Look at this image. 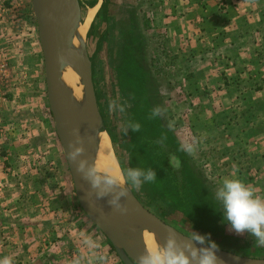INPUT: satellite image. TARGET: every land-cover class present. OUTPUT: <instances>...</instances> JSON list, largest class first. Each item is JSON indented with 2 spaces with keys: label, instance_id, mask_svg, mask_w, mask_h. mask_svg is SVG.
I'll list each match as a JSON object with an SVG mask.
<instances>
[{
  "label": "rangeland",
  "instance_id": "obj_1",
  "mask_svg": "<svg viewBox=\"0 0 264 264\" xmlns=\"http://www.w3.org/2000/svg\"><path fill=\"white\" fill-rule=\"evenodd\" d=\"M78 1L114 161L120 172L151 167L156 173L154 182L129 186L130 193L186 236L196 232L206 237L205 244L210 240L239 256L264 258V246L254 237L237 234L222 221L215 191L234 172L218 166L203 138L206 131L192 130L183 116L192 111L191 95L178 70L192 69L171 49L165 23L180 8L178 0ZM182 2L188 8L195 0ZM110 101L125 110L109 111ZM154 107L164 110L160 117L151 118ZM129 121L138 122L140 131L125 132ZM185 139L197 141L194 154L179 151ZM169 155L179 158L178 169ZM85 236L99 243L106 264H124L77 202L47 103L31 0H0V257H11L14 264H72L89 255Z\"/></svg>",
  "mask_w": 264,
  "mask_h": 264
},
{
  "label": "crops",
  "instance_id": "obj_2",
  "mask_svg": "<svg viewBox=\"0 0 264 264\" xmlns=\"http://www.w3.org/2000/svg\"><path fill=\"white\" fill-rule=\"evenodd\" d=\"M178 3L165 23L171 49L192 69L178 70L191 95L183 116L206 131L218 166L264 197V0Z\"/></svg>",
  "mask_w": 264,
  "mask_h": 264
},
{
  "label": "water",
  "instance_id": "obj_3",
  "mask_svg": "<svg viewBox=\"0 0 264 264\" xmlns=\"http://www.w3.org/2000/svg\"><path fill=\"white\" fill-rule=\"evenodd\" d=\"M58 1L31 0L43 57L46 98L55 133L67 163L79 207L107 238L122 262L136 264L137 257L146 249L139 235L142 230L152 232L162 242L169 232H173L178 240L187 239V236L149 211L129 189L128 196L123 198L128 208L126 213L113 210L107 203L108 197L97 200L87 182L76 171V163L66 158V153L71 151L69 141L74 140V135L78 133L83 139V155L95 164L98 144L90 120L95 119L101 130L104 127L98 111L92 67L84 39L81 43V56L76 58L71 51L73 33L80 23L79 1L63 0V6L66 7L64 14L61 13ZM68 66L76 70L83 90L84 103L79 109L74 106L69 93L61 84L60 74ZM197 247L200 245L197 244ZM214 251L218 264H264V258L239 256L219 248Z\"/></svg>",
  "mask_w": 264,
  "mask_h": 264
},
{
  "label": "clouds",
  "instance_id": "obj_4",
  "mask_svg": "<svg viewBox=\"0 0 264 264\" xmlns=\"http://www.w3.org/2000/svg\"><path fill=\"white\" fill-rule=\"evenodd\" d=\"M108 109L111 112L125 109L116 101H110ZM163 109L154 107L151 118L160 117ZM171 126V125H170ZM141 125L138 122L129 121L124 131L128 129L139 132ZM71 151L66 153V158L76 163V171L87 182L90 190L94 192L96 199L108 197L107 203L113 210L120 213L128 211L123 198L128 196L129 186L140 188L143 184L154 182L157 177L153 168L128 167L122 169L120 176L112 171L111 165L98 168L89 162L83 155V139L76 133L74 140L69 141ZM197 150L195 139H185L180 143L179 151L192 155ZM168 162L173 168L180 167V160L176 155H169ZM222 212V221L227 222L230 230L237 234L247 232L255 238L259 246H264V197L258 195L253 187L234 176H226L220 182L215 191ZM195 241L196 243H192ZM89 255L86 258L77 257L72 264H106V257L100 253V245L91 237H83ZM206 237L196 232L187 235V239L178 240L173 232H169L163 242H156L150 248L144 249L136 259V264H218L214 249L217 245L207 241ZM197 244L200 247H197ZM0 264H14L11 257H0Z\"/></svg>",
  "mask_w": 264,
  "mask_h": 264
},
{
  "label": "bare ground",
  "instance_id": "obj_5",
  "mask_svg": "<svg viewBox=\"0 0 264 264\" xmlns=\"http://www.w3.org/2000/svg\"><path fill=\"white\" fill-rule=\"evenodd\" d=\"M58 5L60 7L61 13L64 14L66 11V7L63 6V0H59ZM85 33L86 24L84 23V20H82L80 14V23L76 26L74 30L71 45L72 54L76 58L81 56V43L84 39ZM60 76L61 84L64 89L69 93L74 106L78 109L81 108L84 103V94L76 70L68 66L62 70ZM90 122L94 127L96 134V142L98 144V153L96 156L95 166H97L98 168H103L106 165H111L112 171L115 174L119 175L121 179V174L114 161L113 152L109 146V140L106 135V131H104L103 129L101 130L99 128V125L95 119L92 118ZM122 181L123 180L121 179V182ZM139 235L146 249L154 246L157 241L162 243V240L160 238H158L156 235L146 229L142 230Z\"/></svg>",
  "mask_w": 264,
  "mask_h": 264
}]
</instances>
